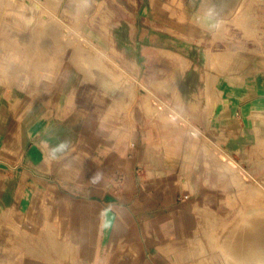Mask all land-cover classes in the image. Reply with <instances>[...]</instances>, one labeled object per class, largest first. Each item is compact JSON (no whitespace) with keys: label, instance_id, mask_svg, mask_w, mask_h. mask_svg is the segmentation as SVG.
<instances>
[{"label":"crops","instance_id":"1","mask_svg":"<svg viewBox=\"0 0 264 264\" xmlns=\"http://www.w3.org/2000/svg\"><path fill=\"white\" fill-rule=\"evenodd\" d=\"M80 1L0 0V264H264V0Z\"/></svg>","mask_w":264,"mask_h":264},{"label":"rangeland","instance_id":"2","mask_svg":"<svg viewBox=\"0 0 264 264\" xmlns=\"http://www.w3.org/2000/svg\"><path fill=\"white\" fill-rule=\"evenodd\" d=\"M62 3L65 4L67 7L69 6L71 9L70 12V31H67L66 36L70 37V38H80L81 34L78 32V30H76V27H78L79 24H85L87 21V14L84 10V8L82 7V3L80 0H56V4H55V26L58 27L60 25H62V21H61V17L58 14L57 8L58 5L62 6ZM25 3H24V7H25ZM93 22V21H91ZM58 34V32L56 31V35ZM229 165L230 167L234 168L232 169V172H235V170H238L239 168V160L238 159H233L231 158L229 161ZM236 167H238L237 169H235ZM238 176V173H237ZM264 197V194H263ZM264 209V207H263Z\"/></svg>","mask_w":264,"mask_h":264}]
</instances>
